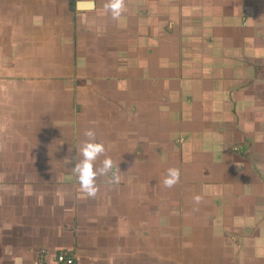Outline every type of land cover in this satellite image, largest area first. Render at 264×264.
Returning <instances> with one entry per match:
<instances>
[{"label": "crops", "instance_id": "0c3cea01", "mask_svg": "<svg viewBox=\"0 0 264 264\" xmlns=\"http://www.w3.org/2000/svg\"><path fill=\"white\" fill-rule=\"evenodd\" d=\"M105 2L0 0V264H264V0Z\"/></svg>", "mask_w": 264, "mask_h": 264}, {"label": "clouds", "instance_id": "9594fccd", "mask_svg": "<svg viewBox=\"0 0 264 264\" xmlns=\"http://www.w3.org/2000/svg\"><path fill=\"white\" fill-rule=\"evenodd\" d=\"M103 7L113 19H116L121 16L122 10L125 8V0H106ZM83 135L86 139L81 142L79 148L81 158L74 163L72 173L78 180L81 191L88 198L94 199L99 191L96 183L98 176H106L112 182H118V177L112 172L113 161L110 156H104L100 167L94 166L97 158L105 154L103 143L97 142L95 139L96 133L94 129H85ZM179 178V169L169 168L166 170V175L162 181L163 186L165 188H172L179 182ZM201 199L202 197L198 194L193 197L196 204H199Z\"/></svg>", "mask_w": 264, "mask_h": 264}, {"label": "built area", "instance_id": "2783aa9c", "mask_svg": "<svg viewBox=\"0 0 264 264\" xmlns=\"http://www.w3.org/2000/svg\"><path fill=\"white\" fill-rule=\"evenodd\" d=\"M45 251L42 249L41 254L37 259H35L33 264H48L44 258ZM55 264H74V258L71 254L66 253L65 251L58 252L55 255Z\"/></svg>", "mask_w": 264, "mask_h": 264}]
</instances>
